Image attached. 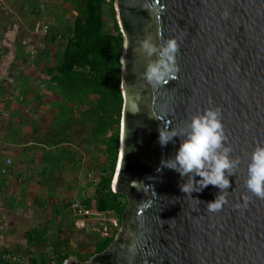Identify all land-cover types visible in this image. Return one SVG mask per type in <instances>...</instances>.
<instances>
[{
  "label": "water",
  "instance_id": "95a60500",
  "mask_svg": "<svg viewBox=\"0 0 264 264\" xmlns=\"http://www.w3.org/2000/svg\"><path fill=\"white\" fill-rule=\"evenodd\" d=\"M114 10L123 105L111 190L127 205L111 244L81 264H264V199L245 187L249 157L264 146V0H115ZM157 33L178 41L180 71L153 87L136 49ZM210 108L222 111L227 146L241 161L217 213L207 211L217 187L187 195V178L161 166L183 137L158 143V128L181 132Z\"/></svg>",
  "mask_w": 264,
  "mask_h": 264
},
{
  "label": "rangeland",
  "instance_id": "374dc122",
  "mask_svg": "<svg viewBox=\"0 0 264 264\" xmlns=\"http://www.w3.org/2000/svg\"><path fill=\"white\" fill-rule=\"evenodd\" d=\"M9 1L10 4H7L12 8L13 14L23 19V23L28 25V30L34 29L33 34L26 36V40L22 33L19 41L6 42L4 39L0 43V55L14 57L8 77L2 78L4 71L0 69V98L11 97L8 101L11 106L23 105L30 100L43 101V158L46 151H50L47 143H53L56 146L51 151L57 153L63 149L69 153V160L54 171L43 161L39 190L37 194H33V198L31 197L34 202L43 204V211L40 209L39 214H31V219L27 218V221L12 223L14 234L8 230L3 232L0 248L24 257L26 264H30L31 260L37 263L58 264L62 254L68 255L67 260L85 263L95 255L97 245L104 240L97 234L75 231L67 207L73 201L94 199L99 176L110 173L111 158L107 144L113 130L108 128L105 134L95 136L91 133L94 127L92 118H85L82 123L80 114H73V119L67 120L65 124L52 127V120L57 116L62 117L58 110L65 101L63 94L57 93L58 90L48 83V77L45 75V69L54 62V56L62 53L66 41L62 35H68L72 29L75 17L80 14L77 10L84 0ZM24 5H28L27 8L32 12L25 14L21 11L25 9ZM103 17L105 31L113 32L116 17L110 15L107 4L103 6ZM37 25L38 31L35 32ZM53 36H56V40L52 42ZM19 55H26L28 58L21 64L16 60ZM29 57L34 59L29 62ZM2 65L0 62V66ZM88 108L89 105L86 104L82 111ZM0 124L5 125L4 122ZM34 228L38 232V242L26 244L29 241L27 234ZM9 240L13 241L15 249L11 248ZM64 242L68 244L66 247ZM88 257L90 258L86 261Z\"/></svg>",
  "mask_w": 264,
  "mask_h": 264
},
{
  "label": "trees",
  "instance_id": "16d2710c",
  "mask_svg": "<svg viewBox=\"0 0 264 264\" xmlns=\"http://www.w3.org/2000/svg\"><path fill=\"white\" fill-rule=\"evenodd\" d=\"M114 2L115 0H84L83 5L77 10L80 14L75 17L72 29L68 35H62L66 40L62 53L54 56V62L45 69V75L48 77V83L58 90L57 93L63 94L65 101L58 110L62 117H55L52 120V127L65 124L67 120L73 119V114H80L82 123L85 118H92L94 127L91 133L95 136L103 135L108 128H112L113 133L107 144L111 158L110 173L99 176L94 199H86L83 204L97 212L114 211L121 222L127 200L112 192L111 183L118 159L123 105L120 90L123 37L116 20L113 32H106L103 17V6L106 4L110 15L116 17ZM51 40L55 41L56 36ZM85 103L89 108L82 111ZM55 146L53 143H47L50 151L45 149L47 151L43 158V161L53 168L51 171L60 169V165L69 160L67 151L63 149L57 153L51 151ZM27 237L29 242H38L37 231L29 232ZM112 240L111 238L100 242L94 254L102 253ZM64 245L66 247L67 242H64ZM67 259L68 255L62 254L58 264H63ZM30 264L44 263L31 260Z\"/></svg>",
  "mask_w": 264,
  "mask_h": 264
},
{
  "label": "clouds",
  "instance_id": "9594fccd",
  "mask_svg": "<svg viewBox=\"0 0 264 264\" xmlns=\"http://www.w3.org/2000/svg\"><path fill=\"white\" fill-rule=\"evenodd\" d=\"M138 43L136 51L146 64L143 79L149 85L166 86L177 79L180 69L176 57L180 49L176 39L164 41L162 34L157 33ZM181 136L183 139L174 157L162 160L161 166L174 170L182 179L187 178L181 185V191L187 195L200 192L209 185L217 187L220 194L207 205L208 212L217 213L228 204L227 194L231 186L228 177L234 176L235 169L241 163L238 158H232L233 150L227 146L222 111L210 108L192 117L181 132L167 125L158 128V143L161 147L174 143ZM196 177L200 179L196 180ZM245 187L252 196L264 199V146L255 147L249 157ZM248 202L246 196L244 204H238L236 208L247 207Z\"/></svg>",
  "mask_w": 264,
  "mask_h": 264
},
{
  "label": "crops",
  "instance_id": "0c3cea01",
  "mask_svg": "<svg viewBox=\"0 0 264 264\" xmlns=\"http://www.w3.org/2000/svg\"><path fill=\"white\" fill-rule=\"evenodd\" d=\"M2 1L5 6L0 8V43L4 39L6 42L19 41L22 33L26 40L28 34H33L34 28L32 31L31 28L28 30V25L23 23V19L15 16L12 8L8 6L7 3L10 1ZM27 6L24 5L25 9L21 10L25 14L32 12ZM26 58H28L26 55H19L16 60L22 64ZM32 59L34 58L29 57V62ZM0 62L3 63L0 66L4 71L2 78L8 77L14 57L0 55ZM9 100L11 97L0 98V114L3 112L7 115L6 118H0V121L5 123V125L0 124V219L5 225L0 235L1 248L2 233L8 230L14 234L15 229H11L12 223L27 221V218L31 219V214H39L40 209L43 211V204L31 199L34 197L33 194H37L40 177L43 176L41 175L43 173V101L30 102V100L23 105L11 106ZM35 230L37 229H31L29 232ZM12 243L13 241L10 242V246L14 248Z\"/></svg>",
  "mask_w": 264,
  "mask_h": 264
},
{
  "label": "built area",
  "instance_id": "2783aa9c",
  "mask_svg": "<svg viewBox=\"0 0 264 264\" xmlns=\"http://www.w3.org/2000/svg\"><path fill=\"white\" fill-rule=\"evenodd\" d=\"M4 6L3 1L0 0V8ZM37 31L38 25L35 29V32ZM6 116V113L2 112L0 114L1 119L6 118ZM67 210L72 226L77 232L97 234L101 239L108 240L113 238L120 230V221L114 211L97 212L86 207L80 201L70 203ZM4 226L3 221L0 219V235ZM0 264H26V259L18 254L4 251L0 248Z\"/></svg>",
  "mask_w": 264,
  "mask_h": 264
},
{
  "label": "bare ground",
  "instance_id": "6f19581e",
  "mask_svg": "<svg viewBox=\"0 0 264 264\" xmlns=\"http://www.w3.org/2000/svg\"><path fill=\"white\" fill-rule=\"evenodd\" d=\"M120 144V143H119Z\"/></svg>",
  "mask_w": 264,
  "mask_h": 264
},
{
  "label": "flooded vegetation",
  "instance_id": "af4514ba",
  "mask_svg": "<svg viewBox=\"0 0 264 264\" xmlns=\"http://www.w3.org/2000/svg\"><path fill=\"white\" fill-rule=\"evenodd\" d=\"M116 16V15H115Z\"/></svg>",
  "mask_w": 264,
  "mask_h": 264
}]
</instances>
